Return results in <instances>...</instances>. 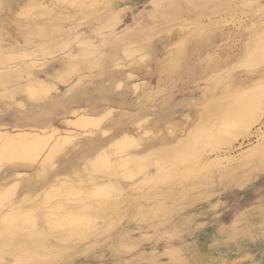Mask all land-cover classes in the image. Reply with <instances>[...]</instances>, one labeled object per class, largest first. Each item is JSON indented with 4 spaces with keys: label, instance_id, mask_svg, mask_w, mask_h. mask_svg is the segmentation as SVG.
<instances>
[{
    "label": "rangeland",
    "instance_id": "obj_1",
    "mask_svg": "<svg viewBox=\"0 0 264 264\" xmlns=\"http://www.w3.org/2000/svg\"><path fill=\"white\" fill-rule=\"evenodd\" d=\"M19 1L0 0V29H8L13 38L22 42V49L11 39L8 44L0 42L3 57L0 56V80L3 82L0 86V126L21 128L25 123L21 129L50 125L65 128L59 120L73 108L93 109L92 114L96 112L94 115L98 116L112 107L111 114L100 126L108 131L109 137L121 131L129 133L139 126V148L145 152L141 155L145 159L154 155L171 161L193 131L205 123L207 114L209 116L213 109V95L226 96L228 92L239 94L246 90L264 96V32H261L264 0H122L120 4L126 8L122 16L91 30L85 41L67 33L75 21L66 12L78 9L76 6L58 3L64 7L63 12L53 10L39 16L41 19L34 23L44 34L39 37L24 26L38 14L28 13L20 18L24 24L14 14ZM91 1L84 0V3ZM108 14L109 11L103 12L95 20L81 19L79 22L87 21L89 23L83 25L88 26ZM253 34L257 42L253 52L261 57L250 51ZM132 48L136 53L126 58L123 50ZM27 62L33 63V77L55 84L56 95L29 105L20 91L25 78L23 64ZM53 62L58 65H52ZM119 62L122 67H117ZM82 64L85 66L81 67ZM133 83L138 85L136 91ZM257 127L259 134L264 133V115ZM254 130L249 135H239L230 145H220L214 152L224 154L232 150V155H239L260 138ZM77 141L64 145L66 150L53 160L55 176L49 174L48 179L72 175L88 167L94 148L102 138L98 133L91 139L85 136ZM209 149H202L200 154H208ZM68 155L70 157H66ZM65 159L69 169L62 164ZM6 164L0 161V189L14 184L12 199L25 195L30 201L34 200V204L39 203L42 179L37 178L36 168L8 169ZM262 168L264 157L258 163H248L241 171L229 165L224 177H220L221 165L216 164L210 171L197 170L192 176L166 183H158L155 179L150 187L141 185L139 187L143 188L139 191H129L133 196L137 194V201H142L138 202L143 216L126 215L124 209H118L115 221L99 219L81 236L72 237L68 252L56 251L23 262L18 257L20 253L9 250L0 252V264H264ZM153 170L154 166L149 165L146 172ZM15 172L23 175L15 177ZM91 174L92 171H86L80 175ZM8 175L11 178H7ZM240 177L248 179L244 183L242 178L241 184L237 180ZM172 251L176 254H170Z\"/></svg>",
    "mask_w": 264,
    "mask_h": 264
},
{
    "label": "bare ground",
    "instance_id": "obj_2",
    "mask_svg": "<svg viewBox=\"0 0 264 264\" xmlns=\"http://www.w3.org/2000/svg\"><path fill=\"white\" fill-rule=\"evenodd\" d=\"M121 2L122 0H92L89 4H86L84 3V0H20L17 3V8L14 14L19 19V21L20 18L26 16L28 13L38 14L35 18L30 19L25 24L22 21L20 22L21 24H24V26H28L30 30H33L36 34L41 35L42 32H40L36 28V26H34L35 20L41 19L39 18V16H44L53 10L63 12L62 10H64V7L57 5L58 3L59 4L65 3L71 6L73 5L76 6L78 9L68 10L66 13H68L70 15V19H73L77 24H85V23L87 24L90 21L95 20V18L101 15V13L107 10L108 8L118 9L121 5L123 6V3L120 4ZM53 6H56V8H54ZM81 19H87L89 20V22L87 21L85 23L79 22ZM261 32H264V29H262ZM254 35L255 34H253L251 38L252 40L250 44L251 46H249L251 52H253L254 50V45L257 44V42L255 41L256 39L254 40ZM10 39L14 42L16 47H20V48L22 47L21 45L22 42H19L16 38H13V36H11V32L8 31V29H2V30L0 29V42L8 44ZM143 49L145 50V48ZM31 53L32 52L30 51V55H32ZM135 53L136 50H134L133 48L132 50H123V54L126 58L133 56ZM253 54L257 57L260 56V54L257 52L255 53L253 52ZM116 56H114L115 60H116ZM32 62L31 63L27 62L26 64L22 63L24 69L23 71L25 73V78H24V82L20 84L22 85L20 91L21 93H23L22 95H24L25 100L29 101V105L30 104L36 105L38 103L45 101L47 98L56 95L58 93L57 91L58 88H56L55 84L49 83L50 80L49 82H47L45 80H40L33 77L32 75L33 73H31L33 67ZM122 62H119V64H117V67L119 66L122 67L121 64ZM53 64H56V66L58 65L57 63L54 62L52 63V65ZM84 66L82 64L81 67ZM125 67H127V65ZM51 68L53 67L51 66ZM78 68L83 69L80 67ZM59 72L60 71H58V74ZM130 77H132L131 74ZM1 85H3V82L0 80V86ZM137 88H138L137 83H133V89L136 91ZM5 92L7 93V91ZM1 93L3 94V92ZM212 98L214 104L213 109L210 112L209 116L207 114L205 123L203 122L204 123L203 126L193 131L189 139L178 150L176 157H174V159H172L171 161H168L167 159H161L158 156H154V155L149 156L148 158L145 159V157L141 155L145 152H143L142 149L139 148L140 147V140L138 138L139 126L131 130V132L129 133L128 132L121 133L122 132L121 131L120 133L113 134V136L109 137L108 131L104 130L100 126L103 123V121L106 119V117H108L111 114L113 110L112 107L107 108L105 112L102 111L103 114L98 116L94 115L96 112L92 114L91 111L93 109L89 111L90 109L87 110L86 108L83 107L73 108L67 116L62 117L61 120H59L60 125L65 128L56 127V125L54 124L55 126L52 125L48 127L32 126L21 129L22 126L25 125V123L24 125H20L21 128L8 126L6 124L0 126V161L2 160L6 161L7 164L5 167L8 169L10 168L19 169L21 167H27V168L35 167L38 173L37 178L42 179L41 182L42 186L40 190L41 200L37 204H34L33 202L34 200L30 201L31 198L28 199L29 197L27 198L25 195L12 199L13 197L11 198V196L13 194L14 189L16 188L14 184L4 186L3 188L0 189V238H2V240L0 241V252L6 253L9 250H16L18 253H20L18 257L23 262L28 261L30 259L34 260L35 258L36 259L41 258L43 254L47 255L49 253L56 251L68 252L72 247L71 244L73 241L70 240L72 237L81 236L90 227L91 224H93L99 219L102 218L107 220L114 219L113 221H115V216L116 215L119 216L117 211L118 209L119 211L124 209L123 211H125L124 214L126 215L132 213V215L143 216L144 215V213L142 212L143 209H141L142 207L139 204V202L142 201L138 200L139 201L138 202L136 200L137 194L133 196L134 194H130L129 192L130 190L137 189L139 191L140 189L143 188V187L142 188L139 187L141 185H146L150 187L152 186V184L155 183L154 181L155 179H157L158 183L160 182L166 183L175 178H186L192 176L193 173L197 170L210 171L211 167L216 166V164L221 165L220 177H224V174L227 173L226 171L228 170L229 165H234V168L237 169V171L238 170L241 171V169L250 162H257V163L260 162L262 160V157H264V133L262 132L261 134H259L260 128L258 127L256 128V126L261 116L264 115V96L262 95L258 96L252 92L241 90L239 94L228 92L226 96L213 95ZM19 104L21 105L20 107L24 106L22 102H20ZM165 112H167L166 109ZM169 117H171V114ZM138 119H137V123L140 122ZM163 119L165 118L163 117ZM132 123L131 126L133 127L134 123L133 124ZM253 129H255L253 133L259 135L260 138L256 141V143L252 144L250 147H248L246 150L241 152L239 155L237 156L232 155L231 152H234L232 150L231 152H225L224 154H218L214 152V150L222 144L230 145L232 141L236 140V138L239 135H249ZM98 133L99 135H101L102 141H100L95 146L93 158H91L92 160L90 159L91 161L90 164L88 163L89 164L88 167L85 166L83 167V169L81 168L82 169L81 172L79 171L78 173H74L72 175H61L59 177H54L53 180L47 178V176L50 177L51 175L55 174L53 172L55 168L53 164V160L57 155L59 156V154H61L63 151L66 150L64 149V145L66 143L72 144V142L77 141L79 137H85V136L90 137L91 139V136ZM86 145L88 144H85V146ZM82 146L84 147V144ZM83 147L80 146V148ZM206 147H210L211 152H209L206 155L200 154L201 153L200 151ZM86 148L84 150H86ZM133 149H135L136 151H133ZM76 151H78V149ZM71 153L73 155V152ZM64 154L66 155V153ZM66 157H70V156L68 155ZM74 159L73 161L75 162ZM59 161H62V159ZM63 163L65 167L68 168V163L65 164L66 159L64 162H62V164ZM60 165L61 164H59V166ZM64 165H61L60 167L62 166L64 167ZM149 165L154 166V170L152 172L149 171L146 172V169L149 167ZM57 170H59V168ZM86 171H92L93 175L91 174L92 176H87L88 175L87 174L86 175L87 177L80 175ZM14 175L15 177L21 178L23 173L15 172ZM245 175L246 174H244V176ZM9 177L10 176L8 175L7 178ZM134 178L136 180H133ZM242 178L240 177V179L239 178L237 179L240 180L239 182L241 184L242 181H244L245 183L246 182L245 180L248 179V178L244 179V177ZM260 185H264V182H262ZM182 206L183 205H181L180 207ZM105 222L106 221H104V223ZM55 233L56 235H54ZM103 233H99V234H103ZM19 236L20 237L23 236V237L19 240L17 238ZM99 240L100 238H98V241ZM109 246L111 247L112 244ZM170 254H176V253L175 251H172ZM176 261H178V259H176Z\"/></svg>",
    "mask_w": 264,
    "mask_h": 264
},
{
    "label": "crops",
    "instance_id": "obj_3",
    "mask_svg": "<svg viewBox=\"0 0 264 264\" xmlns=\"http://www.w3.org/2000/svg\"><path fill=\"white\" fill-rule=\"evenodd\" d=\"M152 1V0H150ZM126 8H123V6L121 5L118 9H111V8H108L107 10L103 11V12H107L109 11V14L101 21H98L97 23H92L90 25H83V24H77L75 22V24L73 25V27L70 28V30H68V35H73L74 39H79V40H87L88 38V34L91 32V30L95 29V28H98L100 27L101 25H103L104 23L108 22L109 19L111 18H117V17H120L122 16V12L125 10ZM102 12V13H103ZM101 13V14H102ZM89 26H91L92 28H90L89 30L87 28H89ZM31 33L33 35H38L39 37L42 35L44 36V34L42 33L41 35L39 34H36L33 30H30ZM52 42V40H51ZM54 43V42H52Z\"/></svg>",
    "mask_w": 264,
    "mask_h": 264
}]
</instances>
